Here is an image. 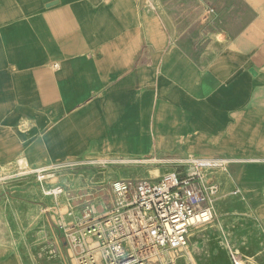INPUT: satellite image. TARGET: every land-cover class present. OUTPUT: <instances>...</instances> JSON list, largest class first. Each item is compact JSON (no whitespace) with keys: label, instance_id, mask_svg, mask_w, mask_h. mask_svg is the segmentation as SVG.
<instances>
[{"label":"crops","instance_id":"1","mask_svg":"<svg viewBox=\"0 0 264 264\" xmlns=\"http://www.w3.org/2000/svg\"><path fill=\"white\" fill-rule=\"evenodd\" d=\"M85 162L106 182L205 170V206L264 240V0H0V264H29L49 216L81 229L47 181Z\"/></svg>","mask_w":264,"mask_h":264},{"label":"built area","instance_id":"2","mask_svg":"<svg viewBox=\"0 0 264 264\" xmlns=\"http://www.w3.org/2000/svg\"><path fill=\"white\" fill-rule=\"evenodd\" d=\"M226 42L224 39L219 44ZM203 172L187 173L185 177L169 172L156 183L115 181L112 184L114 202L109 212L96 221L89 219L88 224L79 223L81 229L72 235L74 242L82 247L86 238L99 240L106 264H147V258L161 251L189 248L192 229L216 216L213 206L202 208L216 194V188L204 185L208 173ZM43 173L39 174L42 179ZM197 180L202 181L198 190L194 188ZM62 193L60 187L48 192L53 196ZM80 264L97 263L93 255L84 254Z\"/></svg>","mask_w":264,"mask_h":264},{"label":"rangeland","instance_id":"3","mask_svg":"<svg viewBox=\"0 0 264 264\" xmlns=\"http://www.w3.org/2000/svg\"><path fill=\"white\" fill-rule=\"evenodd\" d=\"M108 171L109 166L104 163L67 164L51 171L49 173L51 178L47 182L54 188L60 187L63 189V193L59 195V198L61 202L65 201L66 203L64 205L65 210L63 209L65 212L70 207H73V202L68 203V197L78 196L80 198V206H77L78 203L76 204V200H73L75 202V207L73 208L78 211L77 215H75V220L77 219V224L80 222L88 224L91 221L100 219L110 210V208L106 207L95 209L92 206V203L96 201V196H98L99 200V198L107 199V196L112 195V184L116 179L110 178L106 182V173ZM52 197L49 198L51 202ZM212 206L215 208L216 216L210 222L200 225L199 228L192 229L191 235L196 231H199L200 235L198 237L191 236L189 248L161 251L147 258L146 263L229 264L224 254V252H228L229 261L233 257H238L246 264H264V240L258 235L259 230L255 226V221L251 218H246L245 233L243 232L241 236L237 237V230L242 225L240 222L236 223L237 218H239L237 211L244 210L217 205V203L213 202ZM202 208L204 209L206 206L203 205ZM49 220L48 238L45 236L42 238L41 235H36V233L33 236L32 247L28 250L26 257L29 264H80V259L84 254L93 255L96 263L100 264L94 255L95 249L92 246L96 239L86 238L81 247L73 240L72 235L73 233H78V230L73 232L72 229L75 228H71L72 226L69 225L72 219L67 218L65 224H60V220L57 217L49 216ZM218 232L221 233L220 237H222V241L228 251H225L224 247H222L220 239L209 242L217 238ZM207 237L210 238L208 239ZM96 241L98 249L103 250L101 242L99 240ZM86 243L91 246L89 251L85 247ZM195 244L197 245L195 246ZM70 249L77 250V258L69 256L68 252ZM23 252L27 254V250L23 249Z\"/></svg>","mask_w":264,"mask_h":264},{"label":"bare ground","instance_id":"4","mask_svg":"<svg viewBox=\"0 0 264 264\" xmlns=\"http://www.w3.org/2000/svg\"><path fill=\"white\" fill-rule=\"evenodd\" d=\"M197 226H199V225H197ZM163 258V257H162ZM234 261H235V263L234 264H244V263H242V262H238V261H236V259H233Z\"/></svg>","mask_w":264,"mask_h":264}]
</instances>
